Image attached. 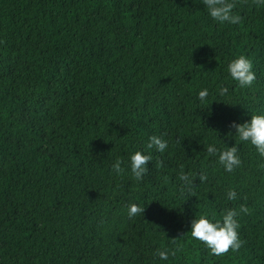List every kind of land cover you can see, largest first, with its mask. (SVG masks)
<instances>
[{
  "label": "trees",
  "instance_id": "obj_1",
  "mask_svg": "<svg viewBox=\"0 0 264 264\" xmlns=\"http://www.w3.org/2000/svg\"><path fill=\"white\" fill-rule=\"evenodd\" d=\"M235 2L228 25L199 0H0V264H264V159L240 144L226 173L204 152L233 146L230 123L264 111V6ZM238 55L251 86L228 77ZM152 134L169 149L152 152L143 182L116 179L114 159ZM181 168L207 173L192 196ZM129 202L144 212L129 219ZM241 204L236 252L191 237L199 211ZM162 246L178 249L167 262L151 255Z\"/></svg>",
  "mask_w": 264,
  "mask_h": 264
},
{
  "label": "clouds",
  "instance_id": "obj_2",
  "mask_svg": "<svg viewBox=\"0 0 264 264\" xmlns=\"http://www.w3.org/2000/svg\"><path fill=\"white\" fill-rule=\"evenodd\" d=\"M204 5V11L211 20L228 25H236L241 21V16L234 9L237 7L235 0H199ZM255 3L264 6V0H255ZM226 71L228 77L240 87L251 86L256 79V75L252 70L251 61L244 55H238L227 63ZM219 94L224 95L226 88L220 87ZM209 98V89L201 88L196 93V100L200 104H205ZM230 129H234L228 133L229 137L234 138L233 146L218 147L216 143L210 142L204 144L205 153L209 157H215V162L226 173H232L241 165L239 155L240 144L250 145L257 156L264 159V111L251 113V118L238 123L232 121ZM169 149V139H165L162 134H152L147 137L143 149H135L130 151L126 159L119 157L114 159L110 165L111 173L116 179H128L137 184L143 182L148 173V162L153 160L152 152L161 155ZM161 161H156L155 167L161 166ZM199 177L201 184L208 179L207 173L201 170L193 173L191 170L184 171L181 168L177 172L178 191L182 196H192L194 179ZM119 187V184L116 185ZM226 201H235L239 199L237 191L234 188H228L224 193ZM144 208L137 203L129 202L126 206V215L129 219L136 217ZM248 209L243 204L236 207H225L221 212L220 219H215L208 212H198L191 221L190 235L201 242L213 256H222L229 250L236 252L240 249L242 241L239 237L238 229L240 227L238 217L241 213H247ZM178 249H172L167 246L156 247L151 255L154 259L167 262L171 256L176 255Z\"/></svg>",
  "mask_w": 264,
  "mask_h": 264
}]
</instances>
